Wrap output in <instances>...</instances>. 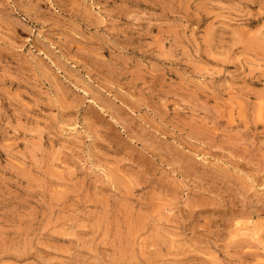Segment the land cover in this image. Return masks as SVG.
Here are the masks:
<instances>
[{
    "label": "rangeland",
    "instance_id": "obj_1",
    "mask_svg": "<svg viewBox=\"0 0 264 264\" xmlns=\"http://www.w3.org/2000/svg\"><path fill=\"white\" fill-rule=\"evenodd\" d=\"M0 264H264V0H0Z\"/></svg>",
    "mask_w": 264,
    "mask_h": 264
}]
</instances>
